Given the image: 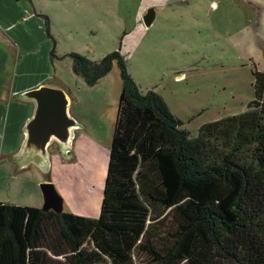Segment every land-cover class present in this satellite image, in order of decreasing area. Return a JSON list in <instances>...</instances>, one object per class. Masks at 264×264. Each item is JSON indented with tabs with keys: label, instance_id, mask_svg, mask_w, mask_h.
Segmentation results:
<instances>
[{
	"label": "trees",
	"instance_id": "1",
	"mask_svg": "<svg viewBox=\"0 0 264 264\" xmlns=\"http://www.w3.org/2000/svg\"><path fill=\"white\" fill-rule=\"evenodd\" d=\"M70 57L89 86L114 62L122 82L99 216L0 202V264H264V73L192 138L120 51Z\"/></svg>",
	"mask_w": 264,
	"mask_h": 264
},
{
	"label": "rangeland",
	"instance_id": "2",
	"mask_svg": "<svg viewBox=\"0 0 264 264\" xmlns=\"http://www.w3.org/2000/svg\"><path fill=\"white\" fill-rule=\"evenodd\" d=\"M166 1L144 31L136 16L154 7H145L148 0L38 5L48 12L54 50L41 85L68 94L69 112L80 127L69 157L49 146V173L34 163L20 170L9 159L1 162L0 202L42 208L40 184L49 182L63 199V211L99 216L122 82L114 62L89 86L73 71L71 52L99 60L120 51L139 88L162 96L192 138L202 124L247 109L254 98L253 71L264 73V0Z\"/></svg>",
	"mask_w": 264,
	"mask_h": 264
},
{
	"label": "crops",
	"instance_id": "3",
	"mask_svg": "<svg viewBox=\"0 0 264 264\" xmlns=\"http://www.w3.org/2000/svg\"><path fill=\"white\" fill-rule=\"evenodd\" d=\"M36 1L37 4L34 0H0V163L9 159L17 163L20 170L27 168V164H35L33 159L18 158L25 139L24 126L33 114L34 103L19 99L18 94L46 83L53 48L48 12L38 6L43 0ZM166 4V0H148L145 7L153 5L155 8L153 21ZM144 13L143 9L136 16L138 21L141 19V31L146 29L142 21ZM77 128L73 129L72 141ZM52 144L58 147L56 142ZM58 150L64 156L59 147ZM48 159V171L35 164L43 173L50 172V154Z\"/></svg>",
	"mask_w": 264,
	"mask_h": 264
},
{
	"label": "water",
	"instance_id": "4",
	"mask_svg": "<svg viewBox=\"0 0 264 264\" xmlns=\"http://www.w3.org/2000/svg\"><path fill=\"white\" fill-rule=\"evenodd\" d=\"M155 18V8L149 7L142 19L150 26ZM18 98L34 103L33 114L24 126L25 139L18 155L20 160L33 159L35 164L48 171V147L56 142L61 153L69 157L73 129L79 127L78 121L69 112V97L61 88L40 85L18 94ZM43 195L42 209L54 212L63 211V199L54 184H40Z\"/></svg>",
	"mask_w": 264,
	"mask_h": 264
}]
</instances>
